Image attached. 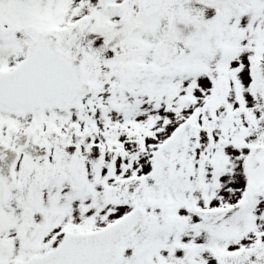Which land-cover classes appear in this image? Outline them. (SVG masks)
Here are the masks:
<instances>
[{
  "label": "snow or ice",
  "instance_id": "obj_1",
  "mask_svg": "<svg viewBox=\"0 0 264 264\" xmlns=\"http://www.w3.org/2000/svg\"><path fill=\"white\" fill-rule=\"evenodd\" d=\"M0 264H264V0H0Z\"/></svg>",
  "mask_w": 264,
  "mask_h": 264
}]
</instances>
